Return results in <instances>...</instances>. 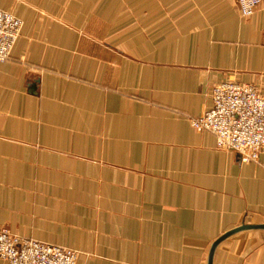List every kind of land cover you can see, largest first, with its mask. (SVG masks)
<instances>
[{"label": "crops", "instance_id": "1", "mask_svg": "<svg viewBox=\"0 0 264 264\" xmlns=\"http://www.w3.org/2000/svg\"><path fill=\"white\" fill-rule=\"evenodd\" d=\"M23 22L0 62V227L77 264H208L264 224V153L190 118L224 80L264 95V2L0 0ZM0 264H7L0 259ZM213 264H264V228Z\"/></svg>", "mask_w": 264, "mask_h": 264}, {"label": "built area", "instance_id": "2", "mask_svg": "<svg viewBox=\"0 0 264 264\" xmlns=\"http://www.w3.org/2000/svg\"><path fill=\"white\" fill-rule=\"evenodd\" d=\"M264 0H238V12L248 18ZM23 22L0 8V62L11 59ZM212 107L190 118L197 132H210L218 149L239 154L242 162H257L264 153V95L258 87L224 80L211 89ZM0 259L7 264H77L71 248L11 233L0 228Z\"/></svg>", "mask_w": 264, "mask_h": 264}, {"label": "water", "instance_id": "3", "mask_svg": "<svg viewBox=\"0 0 264 264\" xmlns=\"http://www.w3.org/2000/svg\"><path fill=\"white\" fill-rule=\"evenodd\" d=\"M261 228H264V224H260V225L242 224L241 226L234 228L233 230H230L226 232L225 234H223L213 243L210 253H209V257H208V264H213V257H214L215 250L222 241H224L225 239H227L228 237L232 236L233 234L239 231L248 230V229H261Z\"/></svg>", "mask_w": 264, "mask_h": 264}, {"label": "rangeland", "instance_id": "4", "mask_svg": "<svg viewBox=\"0 0 264 264\" xmlns=\"http://www.w3.org/2000/svg\"><path fill=\"white\" fill-rule=\"evenodd\" d=\"M238 1V0H237ZM238 4V3H237ZM8 12H10V11H8ZM12 13V12H11ZM13 14V13H12ZM245 83H248V82H245ZM249 84H252V83H249ZM252 85H255V84H252ZM256 86V85H255ZM260 91V90H259ZM261 92V91H260ZM0 228H7L6 226H4V227H0ZM9 231H10V229L9 228H7ZM11 233H13L12 231H10ZM13 234H16L17 235V233H13ZM18 235H20V236H23V235H21V234H18ZM53 244H55V243H53ZM58 245H60V244H58ZM63 246V245H62ZM66 247V246H65ZM68 248H70V247H68ZM71 249H73V250H76L77 252H78V256H79V250H77V249H74V248H71Z\"/></svg>", "mask_w": 264, "mask_h": 264}]
</instances>
